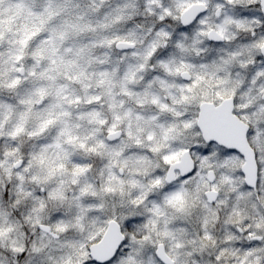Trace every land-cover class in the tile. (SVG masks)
I'll list each match as a JSON object with an SVG mask.
<instances>
[{
	"label": "snow or ice",
	"instance_id": "6c2138e0",
	"mask_svg": "<svg viewBox=\"0 0 264 264\" xmlns=\"http://www.w3.org/2000/svg\"><path fill=\"white\" fill-rule=\"evenodd\" d=\"M233 2L228 0L229 4ZM9 3L6 15L0 0V140L11 139L15 144L21 136L35 139L51 129L57 139L55 143L52 137L42 141L48 148L97 152L107 147L103 139L86 142L79 135L78 125L65 123L77 118L75 114L81 112L80 105H86L87 109L96 107L103 99L98 93L105 87L111 91L107 81L110 73L95 72L88 55L95 24L89 11L82 10L80 0H9ZM149 3L160 9V24L153 29L155 39L135 69L121 72L125 82L131 83L122 87L117 97L121 109L129 107L123 104V98L138 97L133 102L135 111L117 114L113 121L100 118L98 112L87 111L86 115L105 126L107 136L116 137L109 139L108 144H118L119 137L124 135L118 131L117 122L122 119L142 122V126L138 125V135H133L131 124L126 133L136 147L128 151L122 147L113 155L147 152V156L136 157L146 162L156 154L163 168L156 166L150 173L145 170L142 182L141 169L137 167L132 173L134 178L128 180L135 189V198L127 203L121 199L127 169L117 168L107 174V183L100 191L91 184L78 186L79 203L74 205L73 214L68 219L60 213L53 216L60 233L82 230L83 221L86 218L91 221L87 240H73L68 245L76 251L78 264H138V245L148 236L145 234L138 240L137 231L143 229L146 233L156 224L155 217L164 214V205H176L184 199V188L177 183V173L185 184L189 177L204 184L208 188L207 198L215 203L220 199L219 184L236 183L233 178L238 173L247 177L250 187L258 183V169L264 167V164L258 165L254 152L258 147L260 154H264V100L258 102L256 95L258 92L264 97V85L258 90L254 88L259 81H264V68L256 70L255 61L251 57L246 60L240 49H222L217 60L196 63L189 54L201 55L203 41L194 38L191 43L187 42L197 25L196 37L209 42L231 40L226 25L243 27L245 21L224 15V5L218 3L215 15L223 17V21L210 26L207 0H172L171 6L161 0H149ZM236 10L241 11L239 7ZM149 11L152 12V7ZM242 15L255 14L245 11ZM122 19V15L115 16L117 22ZM172 19L180 24L179 35L164 27ZM100 46L103 51L116 49L121 54H135L136 41L116 35L102 41ZM243 46L264 51V41L256 45L245 42ZM96 63L101 68L109 67L103 61ZM137 76L138 84L135 83ZM112 107L117 108L116 101ZM78 118L83 120L84 116ZM145 144L148 147H143ZM63 155L73 161L74 177L88 174L90 162L81 161L71 152ZM38 158L44 162L42 153ZM57 167L63 170L65 165L61 162ZM73 184L78 185V181L73 180ZM232 191L241 197L244 195L235 187ZM108 197H112V205H108ZM146 204L147 217L139 214ZM106 208L114 210L104 215ZM19 251L20 258L24 259L25 251ZM251 254L249 245V258ZM159 255L161 264H174L163 250ZM65 264H73V259H67Z\"/></svg>",
	"mask_w": 264,
	"mask_h": 264
},
{
	"label": "clouds",
	"instance_id": "9594fccd",
	"mask_svg": "<svg viewBox=\"0 0 264 264\" xmlns=\"http://www.w3.org/2000/svg\"><path fill=\"white\" fill-rule=\"evenodd\" d=\"M161 3L171 6L172 0H161ZM207 3L206 16L210 26L223 21V17L215 15L218 3L224 5V15H232L245 23L243 27L226 25L231 40L223 42H209L203 37H196L197 25L189 34L187 42L191 43L194 38L202 40L200 46L203 51L198 57L189 54L190 58L196 63H207L217 60L222 49H240L246 60L251 57L255 61L253 67L256 70L264 68V51L254 46H243L245 42L256 45L264 41V0H234L232 4L228 0H207ZM80 4L82 10L89 11L90 19L95 21L94 30L90 34L92 47L87 50L93 61L92 68L97 73H110L107 81L111 91L105 87L98 93L103 99L96 107L87 109L86 105H80L81 112L75 114L77 118L65 123L78 125L79 135L86 142L91 140L95 143L103 139L107 147L100 148L97 152L64 147L48 148L42 141L47 142L48 137H52V143H55L57 139L51 129L45 136L35 139L21 136L15 144L11 139L0 140V264H65L67 259H73V264H78L76 251L68 245L73 240H87L91 221L86 218L82 230L60 233L56 230L57 221L53 219L58 213L65 219L73 214L74 205L79 203L78 186L91 184L100 191L107 183V174L117 168L127 169L124 172V196L121 198L127 203L129 199L135 198V189L128 180L134 178L132 173L137 167L141 169L142 182L145 170L150 173L155 171L156 166L163 168L156 154L148 157L146 162H141L136 157L140 154L147 156V152L129 153L127 156L121 152L119 157L113 155L114 151H120L122 147L124 151L136 147L134 140L129 139L126 133L131 124L133 135H138V125L142 126V122L127 119L117 122L118 131L124 135L119 137L118 144H108L109 139L115 140L116 137L107 136L106 127L86 115L87 111L98 112L100 118L113 121L117 114L135 111L133 102L138 97L123 98V104L129 106L123 109L117 100L119 90L131 83L125 82L121 72L135 69L142 62L144 54L155 39L153 29L160 24L159 7L150 5L149 0H80ZM9 7V0H3L6 15ZM150 7L152 12L149 11ZM237 7L241 11H237ZM245 11L255 15H242ZM116 15H122L123 19L115 21ZM164 27L179 35L177 30L180 24L175 19L168 20ZM116 35L135 40V54H121L116 49L101 50V42ZM96 61H103L109 67L101 68ZM139 82L137 76L135 83ZM262 85L264 81H259L254 88L258 90ZM256 95L258 102L264 100L258 92ZM113 101L117 102L116 109L112 107ZM81 115L84 116L83 120L78 118ZM253 127H256L255 122ZM65 152L75 154L85 163L90 162L88 174L74 177L73 161L70 157H64ZM254 152L257 153L258 165L264 164V154H260V149L255 147ZM41 153L44 156L43 163L38 158ZM61 162L65 165L63 170L57 167ZM180 175L177 173V183L184 188L183 201L172 206L164 205V214L155 217L156 224L149 227L146 233L143 229L136 233L138 240L143 239L145 234L148 236L142 245H138V264H161V250L174 264H243L245 260L247 264H264V167L258 169V183L250 187L247 186V177L238 173L233 178L236 183L228 186L219 184L217 194L220 199L215 203L207 198L208 188L204 184L194 182L192 177L185 184V181L179 179ZM21 176L23 179H20ZM73 180H77L78 185H74ZM233 187L241 190L244 195L241 197L238 193L234 194ZM53 193L58 195L53 196ZM73 193H76L75 197ZM112 203V197H108V205ZM119 203V200L116 201L117 205ZM147 207V204L144 205L139 214L147 217ZM110 210L114 209L106 208L104 215ZM131 243L130 240L129 244ZM161 245L163 249L160 248ZM249 245L252 249L250 258L247 255ZM20 249L25 251L24 259L20 258Z\"/></svg>",
	"mask_w": 264,
	"mask_h": 264
}]
</instances>
